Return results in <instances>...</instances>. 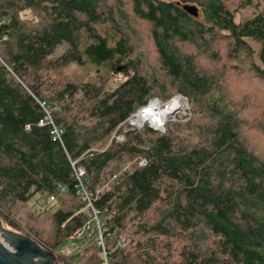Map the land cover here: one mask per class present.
<instances>
[{
    "label": "trees",
    "instance_id": "16d2710c",
    "mask_svg": "<svg viewBox=\"0 0 264 264\" xmlns=\"http://www.w3.org/2000/svg\"><path fill=\"white\" fill-rule=\"evenodd\" d=\"M187 3L199 8V16L183 7ZM131 5L152 24L163 79L152 78L140 56H132L136 48L123 31L127 15L121 3L0 0V219L66 264H264V156L250 148L245 120L223 101L217 80L177 46L217 31L229 32L243 47L253 39L260 46L254 70L264 77V7L237 22L225 0H131ZM108 24L112 36L100 27ZM87 62L104 70L97 82L51 77L52 71ZM119 66L126 79L107 89L103 78L109 70L119 73ZM176 94L194 106L190 121L202 112L209 117L201 125L204 140L180 136L189 122H171L165 132L150 126L127 131L123 141L114 136L152 100ZM41 102L51 107L53 122L40 124L48 114ZM54 126L62 139L53 138ZM82 156L81 182L93 199L87 210L72 167V159ZM127 156L136 161L119 173L112 163ZM67 196L81 205H71ZM46 198L54 201L47 208L55 228L50 243L35 227H23L18 215L21 205L43 204ZM157 202V217L146 219ZM88 225L80 243L84 250L59 257L57 251ZM179 232L192 243L173 260L164 253L163 239ZM210 235L218 239L215 248L202 243Z\"/></svg>",
    "mask_w": 264,
    "mask_h": 264
},
{
    "label": "rangeland",
    "instance_id": "374dc122",
    "mask_svg": "<svg viewBox=\"0 0 264 264\" xmlns=\"http://www.w3.org/2000/svg\"><path fill=\"white\" fill-rule=\"evenodd\" d=\"M244 1L245 0H225L227 5L234 10L235 20L237 22H243L251 18L264 7V0H250L251 4L248 5H244L242 3ZM108 2L114 6H118L121 3V8L127 15V22L122 27L124 28L123 31L129 33L132 43L136 48L132 56L134 58L140 56L143 63V71L146 73L152 72V78L158 77V79H163L165 71L161 65L160 56L152 39V24L138 18L133 13L131 0H108ZM100 27L107 35L112 36L113 32H111L112 28L109 24L105 26L100 25ZM205 38L206 39L198 41L197 43L178 41L177 46L182 51L183 55L193 58L202 73H207L214 80H217V84L215 81H213V83L215 82L216 87L217 85L220 87V89L217 88L220 90L219 93L223 101L227 103V105H230L236 114L243 117L245 120L244 134L247 137L250 148L254 150V152L260 154V156H264V77L259 76L254 70V65L260 64L259 44L253 39H247V46L243 47L235 40L233 35L227 31H217V33L206 35ZM65 48L66 45H62L58 49L62 52ZM103 73V69L97 70L96 66L88 62L85 66H78L72 63L67 68L52 71L51 77L55 80L71 79L75 81H83L90 78L93 79L92 81L97 82L96 80L99 78V74ZM103 79L106 80L105 87L107 89H114L121 81L126 79V75L121 71H119V73H112V71L109 70L106 73V77ZM179 96L185 100L184 108L172 113L162 127H154L155 125L150 121L141 123L135 119V114L132 118H129L126 123L121 125L120 131L115 132L114 136L116 135L119 140L123 141L126 138L125 133L127 131L144 130L147 126H150L156 131L165 132L171 122H180L182 124L189 122L182 130L180 136L186 137L192 142L204 140V129L201 125L209 123V117L202 112L195 120L190 121V118L194 117V106L192 107L191 101L181 94H176L172 99ZM154 100H157L161 104L171 101L170 99L166 101L161 98H155ZM49 111H51V107H49ZM50 114L52 117V112H50ZM92 120L91 117H84V122L88 124H90ZM79 124H81V122ZM98 149L100 150L101 148ZM83 157L84 156L76 160L72 159V167L74 168L73 163L80 165V162L83 161ZM135 161L136 158L127 156L118 163H112V165L117 166L120 169V171H118L120 173L131 166ZM82 166H84V164H82ZM84 175L80 176L81 180ZM76 177L78 178L77 174ZM64 199H67L71 205H81L79 199H74L70 196ZM51 203H54V201H49L47 198L44 200L43 204L39 202L38 205L34 201H31L29 204L21 205L18 214L22 220V226L25 228L28 226L35 227L43 237L42 240L47 243H50L49 235L55 230L51 220L52 213L47 209ZM58 203H60V201ZM89 206L90 205L87 203V206L82 210H87L86 208ZM158 206L159 203L157 202L153 206V209L148 211L146 219L153 221L157 217V212L159 210ZM2 224L4 227L8 226L4 221H2ZM129 224H131L132 230L135 225L134 221L129 222ZM91 231L93 232V229ZM82 236L83 234L77 235L76 237L72 236L68 239L65 246H62L60 250L58 249L57 255L59 257L74 256L80 250L83 251L84 244L80 245L84 239ZM184 236V233L179 232L172 236H166L163 239L164 242H167L163 246L164 253L173 260H178L180 258V253L184 245L191 246L192 239L185 238ZM217 242L218 239L215 238L214 235L207 236L203 238L202 241L204 246L212 248H215ZM77 263L84 264L83 262Z\"/></svg>",
    "mask_w": 264,
    "mask_h": 264
},
{
    "label": "water",
    "instance_id": "95a60500",
    "mask_svg": "<svg viewBox=\"0 0 264 264\" xmlns=\"http://www.w3.org/2000/svg\"><path fill=\"white\" fill-rule=\"evenodd\" d=\"M183 7L193 16H199L196 5ZM119 66L118 70H122ZM0 264H66L56 260L52 251L43 247L37 240L20 232L4 227L0 219Z\"/></svg>",
    "mask_w": 264,
    "mask_h": 264
},
{
    "label": "bare ground",
    "instance_id": "6f19581e",
    "mask_svg": "<svg viewBox=\"0 0 264 264\" xmlns=\"http://www.w3.org/2000/svg\"><path fill=\"white\" fill-rule=\"evenodd\" d=\"M184 103V98L180 96L173 98L165 104L153 100L149 105L141 108L136 113L135 119L141 123L150 121L153 125L162 127L172 113L184 108Z\"/></svg>",
    "mask_w": 264,
    "mask_h": 264
},
{
    "label": "built area",
    "instance_id": "2783aa9c",
    "mask_svg": "<svg viewBox=\"0 0 264 264\" xmlns=\"http://www.w3.org/2000/svg\"><path fill=\"white\" fill-rule=\"evenodd\" d=\"M41 105L43 106V108L48 112V114L46 115L45 119H41L40 120V124L44 125L50 122H53L51 114L49 111V105L45 102H41ZM54 139H62V130L58 127V126H54ZM74 166V170L79 178L80 181V188H79V193L81 194L82 198L84 201H86L90 206L92 205L93 199H92V193L88 190V188L84 185L83 182H81L82 180L80 179L81 175H84L86 173V168L82 165L79 164H75L73 163ZM98 219V218H97ZM89 225L87 227H84L83 229L79 230L74 237H76L77 235H81L83 234V232L85 231V229H88ZM100 245L104 246V241H103V237H100Z\"/></svg>",
    "mask_w": 264,
    "mask_h": 264
},
{
    "label": "clouds",
    "instance_id": "9594fccd",
    "mask_svg": "<svg viewBox=\"0 0 264 264\" xmlns=\"http://www.w3.org/2000/svg\"><path fill=\"white\" fill-rule=\"evenodd\" d=\"M145 107V106H144Z\"/></svg>",
    "mask_w": 264,
    "mask_h": 264
}]
</instances>
